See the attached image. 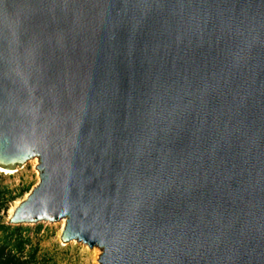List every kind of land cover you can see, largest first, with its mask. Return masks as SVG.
<instances>
[{"label": "water", "instance_id": "95a60500", "mask_svg": "<svg viewBox=\"0 0 264 264\" xmlns=\"http://www.w3.org/2000/svg\"><path fill=\"white\" fill-rule=\"evenodd\" d=\"M10 225L99 264H264V0H0Z\"/></svg>", "mask_w": 264, "mask_h": 264}, {"label": "rangeland", "instance_id": "374dc122", "mask_svg": "<svg viewBox=\"0 0 264 264\" xmlns=\"http://www.w3.org/2000/svg\"><path fill=\"white\" fill-rule=\"evenodd\" d=\"M34 160L36 162L30 159L15 171H7V174L0 172V247L9 241L7 251L26 264H99L101 250L98 247L61 241V220L54 223L8 224L10 210L16 208L38 184V162ZM18 239L24 241L21 253L12 249Z\"/></svg>", "mask_w": 264, "mask_h": 264}, {"label": "trees", "instance_id": "16d2710c", "mask_svg": "<svg viewBox=\"0 0 264 264\" xmlns=\"http://www.w3.org/2000/svg\"><path fill=\"white\" fill-rule=\"evenodd\" d=\"M9 243V241L5 242V244L0 247V264H26V262L19 260L18 257H15L13 254H11V251H7L9 248ZM23 246L24 241L18 239L14 241L12 249L15 252L21 253L23 251Z\"/></svg>", "mask_w": 264, "mask_h": 264}, {"label": "bare ground", "instance_id": "6f19581e", "mask_svg": "<svg viewBox=\"0 0 264 264\" xmlns=\"http://www.w3.org/2000/svg\"><path fill=\"white\" fill-rule=\"evenodd\" d=\"M34 159H37V158H33V159H32L33 161L36 162V160H34ZM37 162H38V160H37ZM0 172L7 174V171H6V170H3V169H1V168H0ZM20 203H21V202H20ZM20 203H19V204H20ZM17 206H18V205H17ZM16 208H17V207H16ZM16 208L10 210L9 215H8V216H9V217H8L9 219L12 217V215H13V213H14V211H15ZM61 224H62V228H63V227H64V224H65V220H64V219L61 220ZM61 231H62V230H61Z\"/></svg>", "mask_w": 264, "mask_h": 264}]
</instances>
